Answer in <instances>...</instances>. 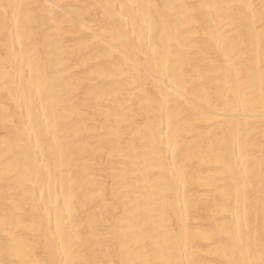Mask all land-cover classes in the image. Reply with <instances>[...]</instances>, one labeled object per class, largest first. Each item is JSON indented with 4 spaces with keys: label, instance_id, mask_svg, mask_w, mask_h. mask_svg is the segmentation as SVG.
<instances>
[{
    "label": "bare ground",
    "instance_id": "bare-ground-1",
    "mask_svg": "<svg viewBox=\"0 0 264 264\" xmlns=\"http://www.w3.org/2000/svg\"><path fill=\"white\" fill-rule=\"evenodd\" d=\"M0 264H264V0H0Z\"/></svg>",
    "mask_w": 264,
    "mask_h": 264
}]
</instances>
